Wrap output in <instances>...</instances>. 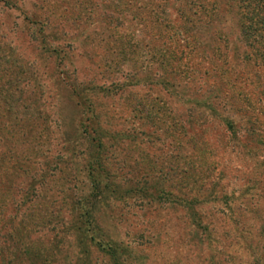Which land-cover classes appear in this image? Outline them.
Wrapping results in <instances>:
<instances>
[{"label":"rangeland","instance_id":"obj_1","mask_svg":"<svg viewBox=\"0 0 264 264\" xmlns=\"http://www.w3.org/2000/svg\"><path fill=\"white\" fill-rule=\"evenodd\" d=\"M184 2L0 0V264H264V31Z\"/></svg>","mask_w":264,"mask_h":264},{"label":"trees","instance_id":"obj_2","mask_svg":"<svg viewBox=\"0 0 264 264\" xmlns=\"http://www.w3.org/2000/svg\"><path fill=\"white\" fill-rule=\"evenodd\" d=\"M187 2L188 3L184 2L183 5H178V6L180 9L183 8V10L189 11L188 15L191 18V21L189 22L190 27H188L187 32L185 31L186 32L185 33L186 39L184 40L185 43L183 42L184 47L185 48L187 47V49H189L190 51L194 50L195 47L198 45V42H200L199 41L201 38V37L199 38L200 34L205 33L206 31H209V29L213 28L211 26V20H209V18H211L213 14L217 13L221 2L228 3V5H230V3H232L233 5L234 3V6H236V10H239L238 13L239 15L241 14L240 19L243 20V23L241 22L240 24V33L241 34L243 32L246 33L243 38L246 43L251 42V40L248 39L249 38L248 36L250 35V33L256 34V36H258L261 34L259 33L260 32L259 30L262 29L264 31V0H187ZM180 9H177V11L179 12L181 16L185 18L184 16L185 14L182 11H180ZM202 16L203 18L207 17V19L201 24ZM157 20H155V22ZM156 24L160 26L161 29H164L166 27L165 25H162V23L158 21L156 22ZM163 33L169 34L170 32H167V29L165 28V31H163ZM176 34L177 33L175 32H171L169 35H166V40L173 46L176 45L177 47V43L180 40V36ZM263 34L264 33H262V35ZM158 37H159L158 39L161 40L160 39L161 37L160 36ZM217 39H219V37H217ZM257 48L260 49V51L264 53V45L257 47ZM182 50L183 48L177 51V55L181 54ZM177 55H175L174 58L172 57V59H175ZM254 56H256V54ZM248 123H249L248 129L251 135L252 133H254L255 129L257 128L255 127L256 120L255 119L248 120ZM226 124L227 126H229L230 122L226 121ZM3 161L6 162L7 160L4 159ZM23 164H24V161H20V160L15 161L14 163L10 164L9 168L12 170V172L17 171V174L21 173L24 176V174L26 175L29 169L27 166H25V164L24 165ZM31 178L32 177H30L29 179L31 180ZM151 186H154L155 188L156 185L153 184ZM18 187L20 188V186ZM145 189L146 187L144 188V191ZM198 226L199 224L195 223V228ZM261 231H262V228H261ZM223 236L228 237L229 235L223 233ZM24 253L25 255H27L26 252ZM24 259H26V257ZM258 260L259 259L256 258L254 260V264H259ZM260 264H262V262Z\"/></svg>","mask_w":264,"mask_h":264}]
</instances>
